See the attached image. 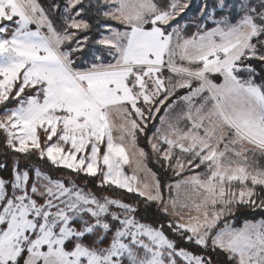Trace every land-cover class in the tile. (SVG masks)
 Returning a JSON list of instances; mask_svg holds the SVG:
<instances>
[{"label":"snow or ice","instance_id":"snow-or-ice-1","mask_svg":"<svg viewBox=\"0 0 264 264\" xmlns=\"http://www.w3.org/2000/svg\"><path fill=\"white\" fill-rule=\"evenodd\" d=\"M192 6L0 0V264H264V0Z\"/></svg>","mask_w":264,"mask_h":264},{"label":"trees","instance_id":"trees-1","mask_svg":"<svg viewBox=\"0 0 264 264\" xmlns=\"http://www.w3.org/2000/svg\"><path fill=\"white\" fill-rule=\"evenodd\" d=\"M192 10L189 12V15H192L196 12V8L194 7V0H192ZM140 146L144 147L146 151H150V149H148V146L146 145L145 141L143 138L140 139L139 141ZM151 167H154L153 165L150 164Z\"/></svg>","mask_w":264,"mask_h":264},{"label":"rangeland","instance_id":"rangeland-1","mask_svg":"<svg viewBox=\"0 0 264 264\" xmlns=\"http://www.w3.org/2000/svg\"><path fill=\"white\" fill-rule=\"evenodd\" d=\"M199 3H200V0H194V7L196 8V10H197V6L199 5Z\"/></svg>","mask_w":264,"mask_h":264}]
</instances>
